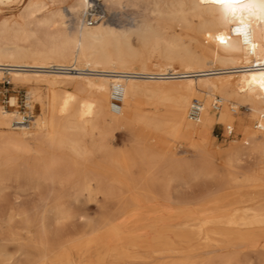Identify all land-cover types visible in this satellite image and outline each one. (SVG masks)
<instances>
[{
	"label": "bare ground",
	"instance_id": "1",
	"mask_svg": "<svg viewBox=\"0 0 264 264\" xmlns=\"http://www.w3.org/2000/svg\"><path fill=\"white\" fill-rule=\"evenodd\" d=\"M11 1L0 0V6ZM92 1L28 0L17 18L0 20V32L14 24L24 32V39L33 37L27 30L34 28L53 31L46 35L48 43L25 47L10 40L12 45L0 46V78L34 80L47 89L45 95L37 89L29 91V99L33 96L40 106L30 123L25 124L16 111L0 108V193L13 180L17 186L23 182L34 190L44 206L61 208L82 197L84 203H95L110 194L108 171L115 175L114 183L123 186L126 181L120 174L137 158L143 165L154 162L166 173L177 175L190 162L178 157L177 146L169 138L203 155L214 123L225 124L226 130L236 124L241 140L228 143L218 153L226 155L231 167L244 157L255 156L250 168L220 175L215 193L196 201L176 198L174 206L155 205L160 197L139 184V199L151 205L143 209L145 203L130 198L118 221H105L107 264H146L144 260L163 254L177 255L167 264H214L215 259L218 264H231L234 258L242 264L238 255L245 249L255 253L254 264H264V131L253 130L244 117L235 118L229 112L238 105L248 106L250 118L256 119L254 128L256 123L264 127V0H244L234 13L214 0H104L111 6L146 2L147 14L121 30L103 22L85 25L82 16ZM58 3H65L69 18L75 19L70 30ZM175 26L193 35L183 36ZM202 38L221 52L206 47ZM155 57L160 61L155 62ZM116 83L122 85L118 114L110 110ZM145 95L164 108L143 107L147 105L141 101ZM192 98L202 102L197 122L187 117ZM215 98L221 106L213 112ZM15 99L10 97L11 106ZM119 127L128 131L131 144L113 151L105 138ZM86 135L103 154L98 164H90L91 151L83 144ZM65 149L75 159L63 165ZM63 182L66 190L61 187ZM168 199L164 196V201ZM14 203L20 206L22 201ZM126 208L134 209L143 221L150 217L155 221L151 224L155 235L144 248L138 238L142 228L149 226L147 222L142 226L132 223L120 233ZM163 212L166 220L160 219ZM2 216L0 226L15 216L25 223L31 218L25 210ZM91 226L93 236L99 238L103 225ZM164 229L174 238L162 234ZM42 236L39 229L40 240L32 244L39 249L36 257L24 250L23 261L11 262L0 249V264H66V248H52Z\"/></svg>",
	"mask_w": 264,
	"mask_h": 264
},
{
	"label": "rangeland",
	"instance_id": "2",
	"mask_svg": "<svg viewBox=\"0 0 264 264\" xmlns=\"http://www.w3.org/2000/svg\"><path fill=\"white\" fill-rule=\"evenodd\" d=\"M27 1L28 0H12L11 2L1 5L0 20L5 18H17L24 10ZM99 3L102 4L103 8L111 16L107 21L101 22L117 30L129 27L131 23L135 22L146 13L144 11L145 1L135 5H127L126 3H123V5L121 4L118 6H111L104 0H99ZM58 4L65 15V18L63 19L65 21L64 24L69 27L68 30H70V27L75 23V19L69 18L70 16L67 13L65 3ZM46 11L48 10L45 9V11L43 10L42 12L45 13ZM34 16L40 17L41 14L35 13ZM29 19L34 18L30 16ZM174 29L177 32L182 33L185 37L187 34L193 35V32L186 30L185 27L175 26ZM27 31L30 34H33L32 38L24 39V32L16 29L14 24H10L6 31L0 32V46H5L7 44L12 45L13 43L10 40H13L16 41L18 45L33 47L37 43H48L45 39L46 35L53 32L51 29L45 27L34 28ZM131 42L135 46L138 44L135 37L131 38ZM202 42L206 47L215 49V51L219 53L221 52L206 38H202ZM154 61H160L159 57H155ZM34 89H37L43 95L47 93V89L42 82L10 79L8 75H5L0 78V108L6 112L16 111L19 115L23 116L25 124L30 123V121L40 112L39 103L35 101L34 97L32 96L29 99V91ZM11 96L16 98L14 106H11L9 103ZM141 101L147 103V105L143 106L146 108H164L162 105L157 104L155 100L148 95L142 96ZM230 107H232V105L228 104V108ZM233 109L234 110L229 109V112L235 118H238L239 116L244 117L253 130H256V128H254L256 119L250 118L251 110L248 109V106L238 105V107ZM211 111L216 112L212 108ZM231 128H233V133L232 135H228L227 130L225 129V124L220 122L214 123L210 129L209 138L206 142L203 155L188 151L184 147L179 146L178 141L180 140L175 141L169 138V140L177 146L178 157L190 162L189 164L182 165L180 169L181 172H178L177 175H173L171 172L166 173L163 168L156 164L154 165L153 161H151L153 163H150L149 161L148 164L143 165L141 164L140 159L137 158L133 161L134 163L128 171L120 174V179L126 181V184L123 186L114 183L112 179L115 175L108 171L107 178L110 184V194L105 199L98 198L95 203H84V198L82 197L80 202L74 201L73 203H66L61 208H56L47 204H45V207L44 204L37 201V193H35L34 190L28 189L25 185L23 186V182L21 183V186H17L13 180L8 181L4 190L0 193V214H3V218H7V215L10 213L25 210L30 214L31 218L29 223H25L20 217L15 216L8 224H2V226H0V249L9 255L11 262L17 260L23 261L24 250L30 252L36 257L39 254V249L32 244L33 241L40 240V238L37 237V232L40 229L43 231L41 240L50 245V247L55 248L61 246L62 250L66 248V257L63 259V261L67 262L66 264H77L78 262L83 263L87 261L90 264H107L109 250L103 240L108 234L105 221L107 219H110L113 222L118 221L121 212L124 209V202H128L130 198H138V200H140L139 197L141 196L137 190L139 184L149 187V189H152L154 193L160 197L158 201L154 203L155 205L158 204L161 207L174 206L176 205L174 202L176 198L196 201L204 198L208 194L215 193L216 179L220 175L229 174V172H232L233 170L244 171V168L245 170L250 168L251 161L255 156L244 157L240 164L236 163L234 164L236 166L231 167L226 159V155L224 153H218V151L225 150L228 143H231L234 140H241L242 133L237 125L234 124ZM96 139L97 138H94V141ZM105 142L109 144L113 151H122L130 146L131 136L126 129L119 127L112 129L107 133ZM83 144L91 151L90 164L92 163L91 165H93L100 163L103 154L96 149V144L92 142V138L89 135L84 137ZM62 155L64 156L63 165H66L75 159L74 155H72L67 149L63 151ZM218 163L221 164L219 165ZM170 177H172V180H170ZM179 177H182V179H178ZM61 187L63 190L68 188L64 182L61 183ZM164 196H168L169 199L164 201ZM126 197L127 199L125 200ZM142 200L143 199L141 198L139 202L145 203L143 209H146L151 205L149 202H144ZM14 201H22V203H20L19 206L16 205ZM56 209L62 213L60 214ZM126 209L127 211L123 217L124 223L120 229V233L122 231L125 232L130 228L132 223L134 225L138 224L139 226H142L144 222H147L149 226L147 225L146 228H142V235L138 238V244L144 248L147 242H151L152 236L155 235L154 232H152L151 226L155 221L152 217L143 221L140 216L134 215V209ZM165 214L167 213L163 212L160 219L166 220ZM164 220L162 221V225L166 224V221ZM93 224L103 225L102 230H100L101 234L99 235L101 236H99V238L94 237V234L91 232V225ZM165 229L163 231L161 230L162 234H167L174 238L172 234L166 232ZM176 256L177 255L172 256L171 254H163V256H152L149 260L144 261L148 262L146 264H167L172 257ZM238 257L242 264H254L256 262L255 253L249 252L246 249L242 251ZM237 259H232L231 264H237ZM214 264H218L217 259H215Z\"/></svg>",
	"mask_w": 264,
	"mask_h": 264
},
{
	"label": "built area",
	"instance_id": "3",
	"mask_svg": "<svg viewBox=\"0 0 264 264\" xmlns=\"http://www.w3.org/2000/svg\"><path fill=\"white\" fill-rule=\"evenodd\" d=\"M110 15L103 8L102 4L98 0L92 1L89 6L84 10L82 20L85 25L92 26L101 21H107L110 19ZM60 70H70L61 68ZM122 105V85L116 83L112 85L110 94V110L112 113L118 114ZM221 106V102L218 98H215L212 103V108L217 111ZM202 111V102L197 99H192L187 110V117L190 121L197 122L200 118ZM255 128L264 131V127L256 123ZM233 128L227 127V134L232 135Z\"/></svg>",
	"mask_w": 264,
	"mask_h": 264
},
{
	"label": "snow or ice",
	"instance_id": "4",
	"mask_svg": "<svg viewBox=\"0 0 264 264\" xmlns=\"http://www.w3.org/2000/svg\"><path fill=\"white\" fill-rule=\"evenodd\" d=\"M214 2L223 6L226 11L234 13L239 6L243 5L244 0H214Z\"/></svg>",
	"mask_w": 264,
	"mask_h": 264
}]
</instances>
